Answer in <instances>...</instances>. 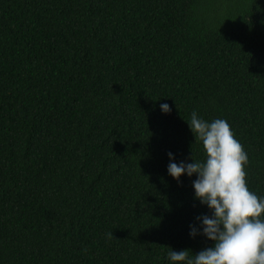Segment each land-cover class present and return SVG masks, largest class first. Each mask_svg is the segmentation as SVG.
Returning <instances> with one entry per match:
<instances>
[{
	"label": "trees",
	"instance_id": "16d2710c",
	"mask_svg": "<svg viewBox=\"0 0 264 264\" xmlns=\"http://www.w3.org/2000/svg\"><path fill=\"white\" fill-rule=\"evenodd\" d=\"M193 110L227 121L264 195V0H0V264L211 246L188 235L195 174L166 173L168 152L204 159Z\"/></svg>",
	"mask_w": 264,
	"mask_h": 264
},
{
	"label": "clouds",
	"instance_id": "9594fccd",
	"mask_svg": "<svg viewBox=\"0 0 264 264\" xmlns=\"http://www.w3.org/2000/svg\"><path fill=\"white\" fill-rule=\"evenodd\" d=\"M159 109L162 114L170 110L166 103ZM187 125L204 159L193 161L191 154L190 163L174 162L173 153L168 152L166 173L176 181L195 174L193 200L209 214L194 217L188 235L203 236L211 246L195 254L169 248V264H264V195L258 196L247 186V152L222 118L208 121L193 110Z\"/></svg>",
	"mask_w": 264,
	"mask_h": 264
}]
</instances>
